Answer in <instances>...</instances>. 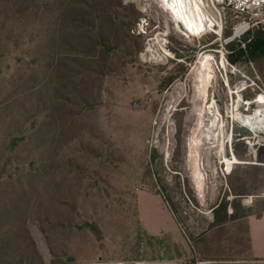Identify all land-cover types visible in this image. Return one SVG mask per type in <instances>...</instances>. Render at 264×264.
Returning <instances> with one entry per match:
<instances>
[{
    "label": "rangeland",
    "instance_id": "obj_1",
    "mask_svg": "<svg viewBox=\"0 0 264 264\" xmlns=\"http://www.w3.org/2000/svg\"><path fill=\"white\" fill-rule=\"evenodd\" d=\"M234 23L229 15L219 33L193 37L155 0H0V264L245 252V218L264 208V165L234 141L251 134L231 110L240 94L243 113L264 95V56L229 62L258 31L233 38ZM205 62L223 122L195 148L198 189L189 82ZM228 143L236 162L226 171ZM219 203L233 214L224 223L214 221Z\"/></svg>",
    "mask_w": 264,
    "mask_h": 264
},
{
    "label": "bare ground",
    "instance_id": "obj_2",
    "mask_svg": "<svg viewBox=\"0 0 264 264\" xmlns=\"http://www.w3.org/2000/svg\"><path fill=\"white\" fill-rule=\"evenodd\" d=\"M138 6L143 8L146 0H134ZM161 7L165 8L172 17L175 24L181 25L180 31L193 36L200 37L207 30L214 27V22L203 11V0H155ZM179 27V26H178ZM218 32V31H217ZM217 75L216 69L213 64L205 62L199 66L195 72H193L192 78L189 82L191 94L189 102L191 104L190 114L193 116L195 123L196 133L199 135L192 139V148L189 151V157L192 159L193 167L190 174L193 178L194 185L201 189L203 185V175L200 171L198 157L195 148L204 141L208 140L214 131L221 128L223 118L220 114L218 107V100L220 96L216 91ZM180 89V88H179ZM234 94V93H233ZM170 97V96H169ZM253 101L256 103V107L249 113H243L237 109L238 102L231 110L234 113V118L237 123L246 128L260 129L264 127V95H258ZM237 100V99H236ZM236 102V101H235ZM194 143V145H193ZM191 144V142H190ZM223 148V144L219 146V149ZM235 158L228 159L222 157L221 163H225L226 171L231 169ZM205 184V183H204ZM144 264V263H134ZM151 264V263H146Z\"/></svg>",
    "mask_w": 264,
    "mask_h": 264
},
{
    "label": "built area",
    "instance_id": "obj_3",
    "mask_svg": "<svg viewBox=\"0 0 264 264\" xmlns=\"http://www.w3.org/2000/svg\"><path fill=\"white\" fill-rule=\"evenodd\" d=\"M203 2V11L210 19H212L214 22V27L218 28V32H216V34L219 33L222 23L225 22L229 15H231L235 20L232 33L233 38H239L240 36L254 29L264 33V0H203ZM214 18H216L219 23L216 22ZM141 56L143 57L145 54H141ZM245 88L246 86H240L236 91L241 92ZM234 95L237 99L236 92H234ZM235 101L236 100H234V102ZM242 105L249 104L247 101H243V98L240 94V100L238 102L237 109L240 111L244 110ZM246 129L251 134V136L244 141L247 154L251 157V164L264 165V159H261V156H264V127L260 129ZM228 142H230V139ZM221 150H224V146ZM227 152L230 156L229 159L232 160L234 156L232 154L230 143L227 145ZM219 163H221V160ZM151 264H212V262L209 260L195 259L177 262H151Z\"/></svg>",
    "mask_w": 264,
    "mask_h": 264
},
{
    "label": "crops",
    "instance_id": "obj_4",
    "mask_svg": "<svg viewBox=\"0 0 264 264\" xmlns=\"http://www.w3.org/2000/svg\"><path fill=\"white\" fill-rule=\"evenodd\" d=\"M248 248L240 256L209 260L212 264H264V208L245 218Z\"/></svg>",
    "mask_w": 264,
    "mask_h": 264
},
{
    "label": "trees",
    "instance_id": "obj_5",
    "mask_svg": "<svg viewBox=\"0 0 264 264\" xmlns=\"http://www.w3.org/2000/svg\"><path fill=\"white\" fill-rule=\"evenodd\" d=\"M245 44L244 48L238 47L234 54L227 56V59L229 62L233 63L236 61V59L240 56H248L251 58L256 57H262L264 56V33H261V31H255L250 39H243ZM237 131V130H236ZM244 139L245 136H242L240 138L236 137L234 138V141L239 140L241 142V145L243 149H245L244 145ZM213 211V217L214 221L216 223H224L228 221L229 219L233 218V214H229L226 209V203H219L215 206Z\"/></svg>",
    "mask_w": 264,
    "mask_h": 264
},
{
    "label": "water",
    "instance_id": "obj_6",
    "mask_svg": "<svg viewBox=\"0 0 264 264\" xmlns=\"http://www.w3.org/2000/svg\"><path fill=\"white\" fill-rule=\"evenodd\" d=\"M179 28L181 29V25L178 23Z\"/></svg>",
    "mask_w": 264,
    "mask_h": 264
}]
</instances>
